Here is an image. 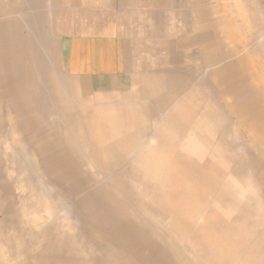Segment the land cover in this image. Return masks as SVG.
<instances>
[{
    "label": "rangeland",
    "instance_id": "374dc122",
    "mask_svg": "<svg viewBox=\"0 0 264 264\" xmlns=\"http://www.w3.org/2000/svg\"><path fill=\"white\" fill-rule=\"evenodd\" d=\"M206 5L159 67L88 86L45 3L0 0V264H264V0Z\"/></svg>",
    "mask_w": 264,
    "mask_h": 264
},
{
    "label": "crops",
    "instance_id": "0c3cea01",
    "mask_svg": "<svg viewBox=\"0 0 264 264\" xmlns=\"http://www.w3.org/2000/svg\"><path fill=\"white\" fill-rule=\"evenodd\" d=\"M207 1L39 0V3L46 4L60 64L67 76L91 86L123 74L159 67L161 52L170 51L178 33L179 37L190 35L206 26L202 18L207 16ZM41 9L44 10L43 5ZM186 28L194 31L184 32ZM232 69L235 71V67ZM213 75L219 76V89L223 93L244 90L247 85L241 71L231 78L230 65ZM261 100L248 104L258 114L250 112L254 122L264 121ZM224 104L231 106V101L226 99Z\"/></svg>",
    "mask_w": 264,
    "mask_h": 264
},
{
    "label": "bare ground",
    "instance_id": "6f19581e",
    "mask_svg": "<svg viewBox=\"0 0 264 264\" xmlns=\"http://www.w3.org/2000/svg\"><path fill=\"white\" fill-rule=\"evenodd\" d=\"M40 101H42V100H40Z\"/></svg>",
    "mask_w": 264,
    "mask_h": 264
}]
</instances>
